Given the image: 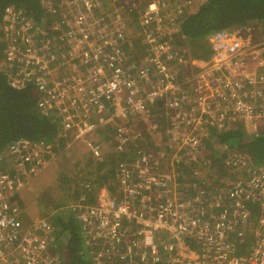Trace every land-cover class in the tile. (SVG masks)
<instances>
[{
    "label": "built area",
    "instance_id": "2783aa9c",
    "mask_svg": "<svg viewBox=\"0 0 264 264\" xmlns=\"http://www.w3.org/2000/svg\"><path fill=\"white\" fill-rule=\"evenodd\" d=\"M193 1L204 0H128L112 13L95 8L92 0L61 1L48 6L55 16L47 24L51 31L7 6L2 19L6 61L12 65L9 82L34 87L43 107L73 133L72 141L82 142L95 157L102 142L93 134L113 128L116 146L125 150L139 137L136 122L149 127L180 122L175 128L182 136L180 148L199 155L204 137L217 138L208 133L210 126L218 132L230 120L249 134L259 132L264 129V35L249 25L215 30L207 36L208 58L200 62L183 48L189 41L179 29L180 15ZM129 9H137L142 49L130 38ZM49 32L53 38H44ZM141 53L142 62L127 60ZM192 67L199 72L193 74ZM186 83L191 90L179 94ZM158 97L161 104L149 116ZM183 123L191 126L182 128ZM222 147L230 152L229 174L226 186L210 195L200 169L191 181L177 179V150L162 168L149 165L145 156L121 161L119 194L104 185L96 203L76 211L80 253L91 264H264V164ZM136 149L143 152L142 146ZM53 156V142L24 137L0 151V264H66L54 249V225L45 217L25 223L13 200ZM247 232L251 242L244 240Z\"/></svg>",
    "mask_w": 264,
    "mask_h": 264
},
{
    "label": "trees",
    "instance_id": "16d2710c",
    "mask_svg": "<svg viewBox=\"0 0 264 264\" xmlns=\"http://www.w3.org/2000/svg\"><path fill=\"white\" fill-rule=\"evenodd\" d=\"M92 1L97 5L95 8L102 12L107 11L106 6L109 0ZM103 5L105 6L103 7ZM7 6H12L19 15L31 19L38 26H46L45 30L48 31L51 29H47V24L53 17L50 15L45 0H0V151L19 137L53 142L54 161H51L50 165H55L52 170L47 169L48 166L37 173L39 176L53 178L51 186L44 188L40 185L37 189L39 193L35 203L39 210L38 217H45L54 225L57 229L55 239L62 229L73 233L72 239L63 241V244L69 243L66 255L64 254L66 251L60 248L61 243L56 245L55 251L60 254L64 263L91 264L88 255L80 253L83 246L78 233L80 225L76 219V211L96 203L99 189L104 185L111 193L119 194L116 173L121 161H141L145 156L152 167H165V161L170 158L169 153L172 150L170 146L168 152L161 151L165 147L161 141L163 134L170 136L165 125L171 130L173 128L180 129L181 125L179 122V127H175L168 121L166 124L157 125L158 129L157 126L149 127L144 123L136 122V132H140V126L143 133L140 132L139 137L130 142L125 150L118 149L116 146L113 128L101 129V133L98 132L102 137L99 157L93 156L85 146L84 149L82 145H78L79 142H72L73 133L70 130H63L61 117L56 112L43 107L39 95L33 88L17 89L12 87L9 82L7 74L12 65L9 66L6 61L5 50L8 42L4 36L2 19ZM136 10L129 9L126 13V16H129V19L126 17L127 26L131 32L133 30L132 34L130 32L132 36L137 35ZM179 23L180 32L186 37L185 41H189L193 53L204 57L209 52L207 36L215 30L236 26L244 28L251 24L255 30L260 32V36L264 35V0H204L194 6L187 7L180 15ZM44 38L50 39V36L47 34ZM135 43L138 44L139 41L135 40ZM134 59H140V57L135 55ZM179 77L181 80L184 79V74H180ZM190 90V84L186 83L180 86L178 91L179 94H183ZM160 104L161 98L158 97L157 101L150 105L148 115H152L155 107ZM207 116L208 114H206ZM160 117L164 120V116ZM186 126H191V124H182V128ZM215 127L208 128V133L216 132L215 153L221 154L218 146L227 144L229 148L239 150L249 156L254 164H264V129L249 134L242 123L230 122V120L226 121V126H222L218 132L215 131ZM137 146L143 147L141 154L137 153ZM194 154L196 155L194 159L190 152L184 156L181 155L183 159L180 164H177V169L180 171L177 179L180 180L184 176L188 181H191L195 177L194 170L201 167L204 178L208 180L207 195H210L211 190L226 186L225 180L228 178L229 168L227 166L223 168L224 164L222 165L220 156L211 152L202 157H198L200 155L197 153ZM4 158V168H7L8 158L7 156ZM46 172H49L50 175ZM235 174L239 175L240 173L237 171ZM25 186L27 184L23 187ZM29 195L30 191L24 197ZM21 197L22 195H18L13 199L19 207L23 205ZM225 197L229 201L228 194ZM20 214L22 218V210ZM251 237V233L247 232L244 240L251 242ZM240 250L245 251L244 248H240ZM105 264L109 263L105 262Z\"/></svg>",
    "mask_w": 264,
    "mask_h": 264
},
{
    "label": "crops",
    "instance_id": "0c3cea01",
    "mask_svg": "<svg viewBox=\"0 0 264 264\" xmlns=\"http://www.w3.org/2000/svg\"><path fill=\"white\" fill-rule=\"evenodd\" d=\"M251 25V24H250ZM251 26H253V25H251ZM131 30H132V28H131ZM137 30H138V26H137ZM132 32H133V30H132ZM132 32H131V34H132ZM130 38H131V40H133V43H134V45L136 46V47H139V48H144V46L141 44L143 41H141V39H139V37H138V34L136 35V36H132V35H130ZM135 40H138L139 41V43L138 44H136L135 43ZM135 51V50H134ZM134 53V52H133ZM138 56V55H137ZM139 57H140V59H134V60H136V62H134L132 59H127V60H129L130 62L132 61V62H134V63H139V62H142V53L139 55ZM138 60H140V61H138ZM263 120H264V118H262ZM226 126V125H225ZM157 128L159 129V127L157 126ZM165 128H166V131H167V133H169L170 134V136L169 135H164L163 134V140H161L162 141V143L164 144V148L162 149V150H164L165 152H168V148L171 146V148L170 149H172V150H177V154H178V156H179V159H180V162H179V164L182 162V157H181V155L182 156H184L186 153H188L189 151L188 150H186V149H183V148H180V146H179V142H180V138L182 137L181 136V134L175 129V128H173V130H171L170 129V127H168V126H166L165 125ZM139 129H140V132H141V134L143 133L142 132V128L139 126ZM181 131V130H180ZM182 132V131H181ZM161 136H162V134H161ZM101 136L98 134V132H97V134H93V139L94 140H97V141H100L101 140ZM205 138V137H204ZM209 140V139H208ZM213 142V141H212ZM206 145H208L209 147H211L212 145H209L207 142H206ZM223 146V145H222ZM222 146H218L219 147V150H220V153L221 154H224L225 153V151H224V147H222ZM84 147V146H83ZM84 149H85V147H84ZM87 149V148H86ZM88 150V149H87ZM172 150H171V152H172ZM202 152H205V151H202ZM170 154V153H169ZM171 155V154H170ZM52 162L54 161L53 159L51 160ZM50 161V162H51ZM51 162V163H52ZM50 164V163H49ZM177 164L178 163H176V167H177ZM177 171H178V175H179V173H180V171L178 170V169H176ZM202 171H203V168H202ZM47 174L48 175H50L49 174V172H47ZM38 175H35V176H33V177H31L30 179H29V182L27 183V186H25V187H23V189L21 190V192L20 193H18L17 194V196L19 195V196H21L22 195V199H23V205H22V207H21V205H20V208H21V210H22V219H23V221L24 222H26V223H29V222H31L32 221V219H34V218H37L38 216H39V211H38V209H37V207H36V195L38 194V192H37V194L35 195L34 194V192H33V194H30L29 196H26V197H24V195L27 193V192H29L30 191V188H31V186L33 185L34 186V188H35V190L36 191H38L37 189L39 188V186L41 185V186H44V188L46 187V186H51V181L46 177V176H38ZM182 180H183V178H181ZM180 179V180H181ZM218 185H220V184H218ZM38 186V187H37ZM41 188V187H40ZM42 190V189H41ZM30 193H31V191H30ZM33 195H35V198L32 200V198H33Z\"/></svg>",
    "mask_w": 264,
    "mask_h": 264
},
{
    "label": "rangeland",
    "instance_id": "374dc122",
    "mask_svg": "<svg viewBox=\"0 0 264 264\" xmlns=\"http://www.w3.org/2000/svg\"><path fill=\"white\" fill-rule=\"evenodd\" d=\"M46 2H47V4H48V6L49 5H52V4H59L61 1H67V0H45ZM72 1V0H71ZM118 2H128V0H109L108 1V5L106 6L108 9H107V11H109L110 13H112L114 10H116L117 8H118V5L119 6H124V5H126V4H128V3H124V4H118ZM115 3H117V4H115ZM192 5H194L195 4V2L193 1L192 3H191ZM188 4L187 3H184V6H187ZM105 5H103V7H104ZM102 7V6H101ZM104 17H105V19H107V16L106 15H103ZM55 17V16H54ZM54 17L52 18V19H54ZM127 17V16H126ZM128 19H129V16L127 17ZM249 26H251V25H249ZM4 27V26H3ZM257 31V30H256ZM260 32H258L257 31V35L259 34ZM49 36L51 37V38H53V34H52V32H49ZM259 36V35H258ZM54 45H57V43H56V40H55V34H54ZM209 46V45H208ZM183 48H185L186 50H188V53L191 55V57H193L194 56V53H193V51H192V48H191V46H190V44L189 43H184V47ZM209 50H210V48H209ZM208 55H209V52H208V54L206 55V56H204V57H201V56H198V55H196V57H197V59L200 61V62H202V61H205L207 58H208ZM134 62H136V60H134ZM191 72L193 73V74H196L197 72H199V68H196V67H192L191 69ZM262 124H264V120H262ZM98 132H100L101 133V130L100 131H98ZM101 136V135H100ZM202 141H206L209 145H212L211 147H209L208 145H206L205 146V149H204V151L205 152H202V153H200V156H198V157H202V156H206L209 152H211V153H214V154H217V153H215L214 152V150H215V142H217V138H209V140L207 139V138H203L202 139ZM212 141H214V142H212ZM207 152V153H206ZM230 153V152H229ZM229 153H224V154H217V155H219L220 156V160H221V162H222V165L224 164V166H223V168H226V166H227V163H226V159L227 158H229ZM196 155L193 153V159H194V157H195ZM55 164H52V165H48L47 167V169H51L52 170V168H53V166H54ZM197 169H202L201 167H198V168H196L194 171H196ZM47 173V172H46ZM39 176V175H38ZM37 176V177H38ZM50 181H52V177H47ZM181 178H183V179H187L186 177H184V176H182ZM188 180V179H187ZM38 187V186H37ZM42 187H44V186H42ZM47 187V186H46ZM36 188V187H35ZM35 188H34V186L32 185L31 186V188H30V191H31V193L30 194H33V192H34V194L36 195L37 194V192L39 193V190L38 191H36L35 190ZM35 195H33V198H32V200L35 198ZM38 195V194H37ZM36 195V196H37ZM21 211V210H20ZM39 211V210H38ZM73 238V233L71 232V231H68V230H64L63 231V229L61 230V232H59V234H58V237L56 238V241H58L57 242V244H60L61 243V245L62 246H60V248L63 250V251H66V253H64L65 255L68 253V249H69V243L68 244H63V241L65 242V240H68V239H72ZM56 244V245H57ZM54 249H56V246L54 247ZM61 253V252H60ZM64 256V255H63ZM65 259H67V258H65Z\"/></svg>",
    "mask_w": 264,
    "mask_h": 264
},
{
    "label": "clouds",
    "instance_id": "9594fccd",
    "mask_svg": "<svg viewBox=\"0 0 264 264\" xmlns=\"http://www.w3.org/2000/svg\"><path fill=\"white\" fill-rule=\"evenodd\" d=\"M13 87V86H12ZM33 88L34 89V87H32V86H28V87H25V88ZM15 88V87H14ZM17 89H22V88H17ZM72 142H74V141H72ZM77 142H80V141H77ZM82 146H85L84 144L82 145ZM86 147V146H85ZM198 170V169H197ZM200 170H202V169H200ZM203 172V171H202ZM202 176H203V174H202ZM203 178H204V176H203ZM206 179V178H205ZM206 185L204 186L205 188L206 187H208V180L206 179ZM218 188H220V187H218ZM217 189V188H216ZM215 190V189H214Z\"/></svg>",
    "mask_w": 264,
    "mask_h": 264
},
{
    "label": "flooded vegetation",
    "instance_id": "af4514ba",
    "mask_svg": "<svg viewBox=\"0 0 264 264\" xmlns=\"http://www.w3.org/2000/svg\"><path fill=\"white\" fill-rule=\"evenodd\" d=\"M78 145H83V143L82 142H79Z\"/></svg>",
    "mask_w": 264,
    "mask_h": 264
},
{
    "label": "bare ground",
    "instance_id": "6f19581e",
    "mask_svg": "<svg viewBox=\"0 0 264 264\" xmlns=\"http://www.w3.org/2000/svg\"><path fill=\"white\" fill-rule=\"evenodd\" d=\"M145 150V149H144Z\"/></svg>",
    "mask_w": 264,
    "mask_h": 264
}]
</instances>
